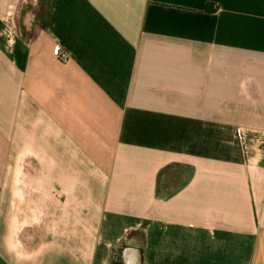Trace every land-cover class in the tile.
<instances>
[{"label": "crops", "instance_id": "0c3cea01", "mask_svg": "<svg viewBox=\"0 0 264 264\" xmlns=\"http://www.w3.org/2000/svg\"><path fill=\"white\" fill-rule=\"evenodd\" d=\"M128 246L264 264V0H0V264Z\"/></svg>", "mask_w": 264, "mask_h": 264}, {"label": "water", "instance_id": "95a60500", "mask_svg": "<svg viewBox=\"0 0 264 264\" xmlns=\"http://www.w3.org/2000/svg\"><path fill=\"white\" fill-rule=\"evenodd\" d=\"M122 264H142L141 250L137 247L128 246L121 252Z\"/></svg>", "mask_w": 264, "mask_h": 264}, {"label": "built area", "instance_id": "2783aa9c", "mask_svg": "<svg viewBox=\"0 0 264 264\" xmlns=\"http://www.w3.org/2000/svg\"><path fill=\"white\" fill-rule=\"evenodd\" d=\"M54 56L57 60H60L63 63L69 61V56L60 46H56L54 50ZM239 137L241 138L240 131L238 132Z\"/></svg>", "mask_w": 264, "mask_h": 264}, {"label": "rangeland", "instance_id": "374dc122", "mask_svg": "<svg viewBox=\"0 0 264 264\" xmlns=\"http://www.w3.org/2000/svg\"><path fill=\"white\" fill-rule=\"evenodd\" d=\"M167 181H168L167 178H165V179L162 178V180H161V187L164 186V183L167 182ZM172 184H173V183H172ZM172 184H171V185H172ZM130 239H131V240L133 239V240H135L136 242L141 243L142 240H141L140 232H135V231L130 232L129 235H128V237H127V241H129ZM129 242H130V241H129ZM123 246H124V244H123ZM121 249H122V247L119 249L118 252H120ZM118 252H116V253H118ZM116 253H115V254H116ZM111 264H112V261H111Z\"/></svg>", "mask_w": 264, "mask_h": 264}, {"label": "trees", "instance_id": "16d2710c", "mask_svg": "<svg viewBox=\"0 0 264 264\" xmlns=\"http://www.w3.org/2000/svg\"><path fill=\"white\" fill-rule=\"evenodd\" d=\"M207 13H212L214 12V9L211 8V4H208L205 10ZM121 252H118L114 255L112 259V264H122V259H121Z\"/></svg>", "mask_w": 264, "mask_h": 264}]
</instances>
